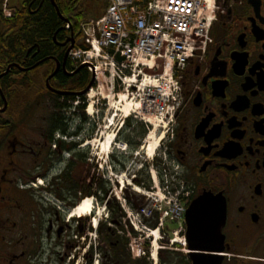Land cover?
I'll list each match as a JSON object with an SVG mask.
<instances>
[{
    "label": "flooded vegetation",
    "instance_id": "obj_1",
    "mask_svg": "<svg viewBox=\"0 0 264 264\" xmlns=\"http://www.w3.org/2000/svg\"><path fill=\"white\" fill-rule=\"evenodd\" d=\"M86 1L0 0V14L1 5H13V15L17 7L30 17L51 7L59 17L53 5ZM214 17L205 52L176 73L179 98L163 155L182 184L185 213L204 194L218 197L225 209L220 264H264V0H216ZM0 37L9 48L15 38L35 40L2 52L0 76L11 68L0 79V264H63L69 255L63 238L71 226L64 223L62 204L73 197L67 192L63 200V166L66 181L78 189L69 166L81 145L60 137H79L88 120L76 111L80 127L70 134L72 121L62 109L94 80L86 65L75 66L69 57L82 34L60 25L51 37ZM89 186L94 193L93 177ZM84 228L83 235L92 231ZM88 249L85 264H119L102 252L96 262L97 248ZM177 256L191 264L187 251Z\"/></svg>",
    "mask_w": 264,
    "mask_h": 264
},
{
    "label": "rangeland",
    "instance_id": "obj_2",
    "mask_svg": "<svg viewBox=\"0 0 264 264\" xmlns=\"http://www.w3.org/2000/svg\"><path fill=\"white\" fill-rule=\"evenodd\" d=\"M5 1L6 0H4V2ZM90 1L91 0L86 1L89 7L91 5ZM95 1H98L99 5H91V15L86 16L84 22L89 21V19H97L102 15L104 0ZM12 7L13 5H1V15L3 16L4 9L9 11ZM106 69L108 68L104 65L101 66L100 71H102L104 75L98 76L92 89L94 92L92 101L93 114L91 116L86 112L84 114V117L88 120L87 125L89 126L86 125L83 131V141L79 148L80 151L76 155L77 158L74 161L73 176L76 179L78 178L79 186L81 187L89 186L91 177H93L96 189H98L97 184H104L108 190L106 198L110 199V201L115 200L118 203L124 219L121 226L115 220L118 227L114 229V231L121 234V236L128 241V249L132 261H139V259L133 260L130 246L134 248L135 255H141L143 252L146 253L145 257L148 258L147 262L149 264H181L179 256L177 255H185L186 248H183L179 244L181 243L183 245L182 235L178 237L172 235L176 230L175 224H172V222L166 223L163 230H160L157 238L155 237V233L153 234V238L156 239L155 249L152 246V244H154L153 238L150 237V239H148L151 229H149L146 224H144L145 226H141L137 222L138 226L135 231L123 210L125 209L129 213H134L130 217L131 221H134L137 217V211L131 210L130 203L136 210L140 208L141 205L150 210H152L153 207L162 208L163 211L169 208L168 199H166L164 195V189H173L172 184L174 181L172 178L174 177V169L169 161H164V149L162 144L167 139V132L170 127L169 122L178 104L176 86L174 81H170L166 77L161 79L162 70L149 71L145 69L143 75L136 79V84L128 89L126 85H122L115 76L114 88L111 89V75L106 72ZM148 81H153L155 89H167L166 95L169 96L170 102L171 96L176 99V101L167 104L166 108L168 109V114L161 111L155 112L152 108L147 106L151 103V100L147 103L146 98L147 91L145 87L148 85ZM107 94H110L112 100H105ZM121 95L126 96L128 104L120 101L119 96ZM157 100L161 102V98ZM84 101L86 102L85 108L87 109L89 106V99L85 98ZM75 104L76 100L71 102L69 107L73 109ZM138 104L140 105L141 113L140 110L136 108ZM71 109L65 110L62 114L68 116ZM128 118L141 123L143 126L137 123H129L123 127V123L127 121ZM68 131L71 133L73 129L69 127ZM88 131L90 136H87ZM143 134H146L145 137L140 139ZM148 137L151 138V141L147 140ZM159 137L162 138L159 141L158 148L154 156L150 158L147 156L146 147L148 144L154 143ZM125 139L129 140L133 145L139 144L138 149L127 146L124 141ZM108 140L110 141L108 142ZM91 142H94V146H88ZM113 156H115V159H113ZM113 164H116V167L123 165L124 170L120 169L115 171L113 169ZM157 167L161 170V176L156 171ZM135 180L145 184H147L148 181L151 186L150 191H146L144 188L137 186L134 183ZM171 199L173 201L176 200L174 194H172ZM93 201L96 219L105 220L106 218H111L113 213L111 210L107 208L104 209V204H101L99 200L95 201L93 199ZM66 204L67 202L62 204L65 217L64 223L65 225H70L71 229L63 238L65 246L63 251L64 253H69L68 257L65 256L63 264H71L72 261H74V264H85L82 260V256L84 250H89L88 247H91V251H93L94 247L97 248L96 253H94V258L96 262H100L101 252L106 253L108 251L105 245V234L103 233L100 235L96 233L94 236H91L92 234L89 233V235L84 234L83 237L78 236V232H84V227H90L92 229L91 219H82V223L85 224L84 227L81 226L82 224L78 225L76 219L71 218V220L67 222L69 214H71L72 211H67ZM157 216L161 218L160 214L153 212L152 218L150 220H145L147 221V225H151ZM106 227L108 226L106 225ZM120 227L123 228L121 229ZM172 241L175 242L173 246H171ZM71 243H75L76 246L79 244L78 248H80V250L75 251ZM66 245L68 246L67 248ZM163 247L166 249L162 250ZM174 253L175 255H173ZM77 254H79L78 258ZM74 256L76 257L75 259L73 258ZM152 256L154 261L152 260ZM141 257L143 258V256Z\"/></svg>",
    "mask_w": 264,
    "mask_h": 264
},
{
    "label": "built area",
    "instance_id": "obj_3",
    "mask_svg": "<svg viewBox=\"0 0 264 264\" xmlns=\"http://www.w3.org/2000/svg\"><path fill=\"white\" fill-rule=\"evenodd\" d=\"M106 4L103 16L83 27L89 50H73L72 62L88 65L95 76L102 72L100 69L104 65L111 75V89L115 76L128 89L136 84L145 69L162 70L161 79L166 77L174 81L178 98V80L174 75L183 71L190 60L203 54L211 42L209 31L214 20L211 0H182L179 7L184 11H169L177 7L169 4V0H106ZM187 4L191 5L190 10ZM145 89L147 103L151 100L147 106L155 112L168 114L167 104L176 99L171 96L170 102L167 89H155L153 81H148ZM166 194L171 196L170 192ZM168 205L169 210L163 213V218L181 220L182 205L169 198ZM143 214L151 215L149 209Z\"/></svg>",
    "mask_w": 264,
    "mask_h": 264
},
{
    "label": "trees",
    "instance_id": "obj_4",
    "mask_svg": "<svg viewBox=\"0 0 264 264\" xmlns=\"http://www.w3.org/2000/svg\"><path fill=\"white\" fill-rule=\"evenodd\" d=\"M91 5H99L98 1L96 2L95 0H91ZM79 5L77 7L76 5H71L70 7H66L63 5H56L59 13L62 17L63 21H60L59 17L57 16L56 12L54 11L53 8L48 7L43 10L39 15L30 17L27 15V13L24 11H20V7H17L15 10V14L12 19H4L3 16L0 14V36L6 33H13L15 35H21L25 36L27 34L34 35V36H39V35H45L48 37H51L54 35V33L57 31L58 27L61 25L63 27L69 24V26H72L77 32H80V26L86 19V16L91 15V5ZM76 6V7H73ZM102 7H106V5H102ZM31 19V21H29ZM30 28V29H29ZM15 45L14 43L10 41L12 44V47L10 48L13 50H20V44H31L34 43V39L31 37L30 40H27L25 38H15ZM23 41V42H22ZM25 41V42H24ZM8 43V40L4 42L3 38L0 37V66H4L2 61L4 60L2 52L10 49L8 46H6ZM9 44V43H8ZM26 45V46H27ZM81 49L87 50L88 48L82 43L78 46ZM83 99H80V101ZM74 102L75 99H72ZM70 108V107H68ZM78 111L84 115V110L85 107L84 105H80L78 108ZM62 110H66L63 108ZM129 123H137L138 125L143 126L141 123L135 122L132 119H127V121L124 122L123 127L126 124ZM146 134H143L140 139H143ZM127 146H130L134 149H138L139 144H131V142L127 139L124 140ZM77 157H75L71 164H70V169L69 172L72 171L74 167V161L76 160ZM81 158V157H79ZM118 167V168H117ZM116 164H113V169L115 171L117 170H124V166L120 165L117 166ZM156 171L159 173L161 176V170L157 167ZM68 172V169L65 168L63 171V180H62V189H63V195H64V201L67 200V197L65 196L67 192L70 194H73V197L70 198L68 205V208H74L81 200L85 198H91L94 197L96 200H99L101 204H106L107 209L111 210L113 213L111 215L110 221L114 222L115 220L120 224L121 226V220L123 218L122 212L120 210V207L118 203L115 200L108 199L106 200L108 190L105 187L104 184H97L98 189H96V184H95V192L92 193V188L90 186L87 187H81L79 186L78 189L74 188V185L72 184L71 180L69 182L66 181V174ZM72 175H70L71 177ZM136 178V177H135ZM161 180L163 182V179L161 177ZM134 183L137 186H140L144 188L145 190H150L151 186L150 183L147 181V184L141 182V181H134ZM143 206V205H141ZM158 218H156V221H154L150 226L151 229L157 228L158 225ZM80 224V222H77ZM122 229V227H120ZM97 233L102 235L103 233L105 234V245L107 246V252H102V254H106L105 257H110L114 259V261L119 262V264H149L147 262V258H142L139 261H132L129 250H128V241L124 239L123 236L117 234L116 231L114 230H109L108 227L105 225H100V227L97 230ZM101 250V249H100Z\"/></svg>",
    "mask_w": 264,
    "mask_h": 264
},
{
    "label": "water",
    "instance_id": "obj_5",
    "mask_svg": "<svg viewBox=\"0 0 264 264\" xmlns=\"http://www.w3.org/2000/svg\"><path fill=\"white\" fill-rule=\"evenodd\" d=\"M53 6L62 19L58 8ZM10 68L0 76V79L7 75ZM92 83L86 90L73 94V96L82 97L87 94L92 88ZM48 88L50 87L48 86ZM56 93L61 96L68 95L67 93ZM184 219L186 226L185 241L191 264H220L221 257L217 254L221 253V250L218 249L217 245L222 243L220 228L225 219V209L221 207L219 198L204 194L188 207Z\"/></svg>",
    "mask_w": 264,
    "mask_h": 264
},
{
    "label": "bare ground",
    "instance_id": "obj_6",
    "mask_svg": "<svg viewBox=\"0 0 264 264\" xmlns=\"http://www.w3.org/2000/svg\"><path fill=\"white\" fill-rule=\"evenodd\" d=\"M211 2L213 3V0H211ZM99 75H103L102 74V72H100L97 76H96V80L98 79V76ZM87 98L89 99V106H88V109H87V114L89 115V116H91L92 114H93V98H94V92L93 91H91L89 94H88V96H87ZM119 98H120V101L122 102V103H127L128 104V100H127V98H126V96L125 95H121V96H119ZM105 100H112L111 99V96H110V94H107L106 96H105ZM136 104V103H135ZM136 108H137V110H140V105L138 104L137 106H136ZM137 113V112H136ZM140 113H141V110H140ZM139 114V113H138ZM151 118V117H150ZM149 120H151V119H149ZM156 120V119H155ZM152 121V120H151ZM145 122V121H144ZM147 122H149V121H147ZM151 123V122H150ZM161 138L162 137H159L154 143H152V144H148L147 145V147H146V151H147V156L148 157H150V158H152L153 156H154V154H155V152H156V150H157V148H158V145H159V141L161 140ZM111 140V139H110ZM110 140H108V142L110 141ZM147 140H149V141H151V138L150 137H148L147 138ZM147 143V142H146ZM88 145V144H87ZM88 146H94V142H91ZM106 146V145H105ZM85 200H88V201H90L91 202V205H90V209L87 211V212H85V213H83V214H80V215H73L72 213L73 212H75L78 208H80V206L84 203V201ZM93 210H94V204H93V199H90V198H87V199H84L83 201H81L80 203H79V205L75 208V209H73L72 210V212H71V218H88V217H90V215H92V213H93ZM70 216V215H69ZM99 219H96V218H94L93 219V225H94V227L95 226H97V225H99ZM155 233V237L157 238L158 237V234H157V231H152V234H150L149 235V238L151 237V238H153L154 236H153V234ZM153 241H154V244H153V247L155 246V243H156V239L155 238H153ZM156 247V246H155ZM154 247V248H155ZM156 249V248H155ZM156 252V251H155ZM157 253V252H156Z\"/></svg>",
    "mask_w": 264,
    "mask_h": 264
},
{
    "label": "snow or ice",
    "instance_id": "obj_7",
    "mask_svg": "<svg viewBox=\"0 0 264 264\" xmlns=\"http://www.w3.org/2000/svg\"><path fill=\"white\" fill-rule=\"evenodd\" d=\"M181 2H182V0H169V4H175V5H177V7L175 9L169 8V11H173V10H176V11H184L185 10L184 8L179 7V5L181 4ZM186 7L189 10L191 9V5L190 4H187ZM165 18L167 19V17H165ZM157 28H159V25H157ZM89 54H91V53H89ZM113 159H115V156H113ZM40 183L43 184L44 183V180L41 179L40 180ZM90 205H91V202L88 201V200H85L84 203L80 206V208H78L72 214L73 215L83 214V213L87 212L90 209Z\"/></svg>",
    "mask_w": 264,
    "mask_h": 264
}]
</instances>
